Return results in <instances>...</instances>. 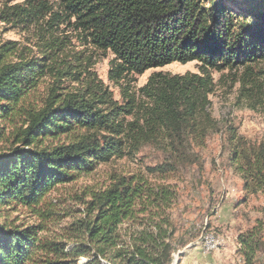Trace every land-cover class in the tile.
Here are the masks:
<instances>
[{"label": "trees", "instance_id": "obj_1", "mask_svg": "<svg viewBox=\"0 0 264 264\" xmlns=\"http://www.w3.org/2000/svg\"><path fill=\"white\" fill-rule=\"evenodd\" d=\"M230 3L240 11L229 9ZM63 20H72L87 44L112 55L107 78L120 86L121 102L96 78L75 90L52 86L38 105L31 101L47 73L58 84L74 74L53 32ZM0 23L40 31L45 48L41 57L12 61L14 44L0 43V124L20 117L23 123L0 154V207L33 208L55 186L143 147L162 155L147 168L153 175L197 163L194 150L216 129L209 70L242 69L244 95L264 94L254 71L264 60V0H58L56 8L46 0H24L5 4ZM190 62L199 65L198 73L157 72L131 89L135 75ZM2 130L0 125V139ZM63 136L68 141L45 143ZM229 141L244 191L264 196V145L234 133ZM174 204L169 185L112 176L86 202V218L77 225L80 241L71 250L55 249L57 259L48 258L43 252L53 244L41 243L36 227L0 225V264H77L80 258L86 259L82 264H174ZM237 242L243 264H254L264 248V221L256 220Z\"/></svg>", "mask_w": 264, "mask_h": 264}, {"label": "rangeland", "instance_id": "obj_2", "mask_svg": "<svg viewBox=\"0 0 264 264\" xmlns=\"http://www.w3.org/2000/svg\"><path fill=\"white\" fill-rule=\"evenodd\" d=\"M23 1L0 0V9L5 4L13 5ZM46 1L56 8L58 0ZM226 6L240 11L239 5L230 3ZM70 23L72 20L59 21L53 32L59 38V48L65 53V63L70 65L69 72L74 74L58 84L53 80L52 74L47 73L36 86L31 101L38 105L52 86L60 85L61 88L75 90L89 79L96 78V81L108 88L115 100L121 102L120 86L107 78L112 55L87 44ZM42 40L40 31L36 29L14 28L0 23V43L14 44L10 55L12 61L22 57H41L42 50L45 49ZM198 67L197 63L190 62L149 69L140 76H133L131 89L136 91L142 87L153 73L196 74L199 72ZM254 71L255 77L264 81V60L256 64ZM209 74L213 81L212 92L208 97L209 112L216 123V129L208 135L202 148L194 150L197 153V163L182 167L169 176L153 175L147 172V168L160 163L162 155L151 147H143L136 153L114 157L104 164L98 163L89 174L82 173L68 184L55 186L33 208L1 206L0 225L10 229L36 227L41 243L53 244L43 254L57 259L53 253L55 249L69 251L80 241V228L77 225L86 218L85 205L92 194L104 190L112 176L135 175L155 184L169 185L175 191L171 216L176 227L174 244L178 246V250L174 253V264H243L242 258L237 254L241 247L237 237L253 227L256 220L264 221V196L244 191L237 170L238 163L233 155L234 142L229 139L230 134L234 133L247 143L264 145V94H256L251 99L244 95L241 85L246 77L243 76L242 69L209 70ZM21 119L0 124L3 127L0 154L10 149L9 141L15 130L22 126ZM59 140L45 143L68 141L64 136ZM179 239L186 244L182 248L177 243ZM206 240L214 241V250L205 251L203 244ZM85 261V258H80L77 264ZM253 263L264 264V248Z\"/></svg>", "mask_w": 264, "mask_h": 264}, {"label": "bare ground", "instance_id": "obj_3", "mask_svg": "<svg viewBox=\"0 0 264 264\" xmlns=\"http://www.w3.org/2000/svg\"><path fill=\"white\" fill-rule=\"evenodd\" d=\"M213 243H214V241H213ZM203 245H204L205 251L207 252V246H206L207 240L205 241V243ZM214 248H215V243L211 245L210 251L214 250Z\"/></svg>", "mask_w": 264, "mask_h": 264}, {"label": "built area", "instance_id": "obj_4", "mask_svg": "<svg viewBox=\"0 0 264 264\" xmlns=\"http://www.w3.org/2000/svg\"><path fill=\"white\" fill-rule=\"evenodd\" d=\"M212 244H214V243H213V240H207V245H206V246H207V252L210 251V248H211V245H212Z\"/></svg>", "mask_w": 264, "mask_h": 264}, {"label": "crops", "instance_id": "obj_5", "mask_svg": "<svg viewBox=\"0 0 264 264\" xmlns=\"http://www.w3.org/2000/svg\"><path fill=\"white\" fill-rule=\"evenodd\" d=\"M183 264H185V263H183Z\"/></svg>", "mask_w": 264, "mask_h": 264}]
</instances>
